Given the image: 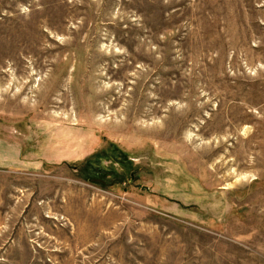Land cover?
<instances>
[{
	"label": "rangeland",
	"instance_id": "1",
	"mask_svg": "<svg viewBox=\"0 0 264 264\" xmlns=\"http://www.w3.org/2000/svg\"><path fill=\"white\" fill-rule=\"evenodd\" d=\"M0 264H264V0H0Z\"/></svg>",
	"mask_w": 264,
	"mask_h": 264
}]
</instances>
